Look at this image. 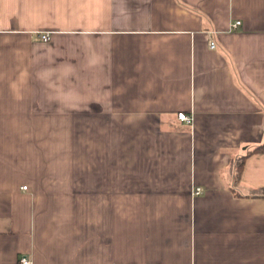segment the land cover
<instances>
[{"label":"crops","instance_id":"0c3cea01","mask_svg":"<svg viewBox=\"0 0 264 264\" xmlns=\"http://www.w3.org/2000/svg\"><path fill=\"white\" fill-rule=\"evenodd\" d=\"M263 141L264 0H0V264H264Z\"/></svg>","mask_w":264,"mask_h":264},{"label":"built area","instance_id":"2783aa9c","mask_svg":"<svg viewBox=\"0 0 264 264\" xmlns=\"http://www.w3.org/2000/svg\"><path fill=\"white\" fill-rule=\"evenodd\" d=\"M240 23H241V21H237V22H235V23L232 25V27L235 28V27H237ZM42 37H43V39H45V40H49V39H50V35H49L48 33L43 34ZM210 44H211L210 46H211L212 48H215V42H214V41H212ZM178 117H179L181 120L186 121L187 123H192V122H193V116H192V115H189V114H187V113H185V112H181V113H179V114H178ZM23 188L26 189L27 186H23ZM201 193H202V188H201L200 186L195 187V189H194V194H195V195H199V194H201ZM16 264H33V260L31 259L30 256H28V255H26V254H23V255H21V256L19 257V259H18V261H17Z\"/></svg>","mask_w":264,"mask_h":264},{"label":"trees","instance_id":"16d2710c","mask_svg":"<svg viewBox=\"0 0 264 264\" xmlns=\"http://www.w3.org/2000/svg\"><path fill=\"white\" fill-rule=\"evenodd\" d=\"M251 153H264V141L260 145H257L253 149V151H251ZM246 157L247 156H242L236 160L235 169H234L235 170V181H238L241 178V173H242L243 168H244V163H245ZM253 195L264 197V187H261V188L254 190Z\"/></svg>","mask_w":264,"mask_h":264}]
</instances>
